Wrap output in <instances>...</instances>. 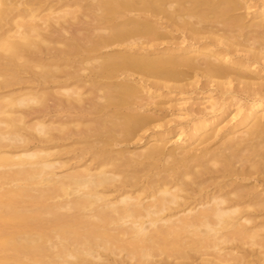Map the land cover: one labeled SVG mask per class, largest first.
Here are the masks:
<instances>
[{
  "label": "bare ground",
  "instance_id": "obj_1",
  "mask_svg": "<svg viewBox=\"0 0 264 264\" xmlns=\"http://www.w3.org/2000/svg\"><path fill=\"white\" fill-rule=\"evenodd\" d=\"M168 1L0 0V264H173L171 258L181 264L191 256L189 250L200 254L209 247L221 249L222 242L258 238L241 221L251 220L248 207L264 210L263 188L244 181L257 173L256 181L264 184V82L246 78L248 71L260 73L253 64L264 60V0L258 2L261 16L249 24L231 15L252 7L249 0ZM159 15L200 33L198 40L209 38L204 50L150 47L165 34L167 22L162 25ZM205 22L206 30L197 25ZM216 23L224 25V33ZM249 29L257 31L255 36ZM121 43L124 51H104ZM217 43L225 46L213 48ZM237 50L246 55L229 58ZM90 61L97 66L89 74L76 71ZM231 64L243 72L230 70ZM180 65L202 70L224 91V85L234 84L237 94L242 91L252 101L245 117L254 122L217 139L214 133L206 136L199 153L191 147L166 151L160 138L139 151L116 147L145 131L153 118L141 110L143 92L167 84L139 77L133 82L128 74L112 78L131 70L174 75ZM83 88L90 95L84 96ZM49 98L53 107L46 103ZM224 101L209 106L219 109ZM36 112L64 123L51 135V125L39 120L33 128L45 134L44 140L73 138L70 146L56 152L52 149L64 143L31 148L27 116ZM70 123L83 126L74 129ZM194 129L189 135L197 134L199 128ZM77 140L82 143L76 148ZM67 152L72 154L64 160L56 156ZM57 163L69 170L58 173ZM208 186L214 191L202 194ZM199 204L204 207L196 210ZM245 252L221 254L213 262L245 264Z\"/></svg>",
  "mask_w": 264,
  "mask_h": 264
},
{
  "label": "rangeland",
  "instance_id": "obj_2",
  "mask_svg": "<svg viewBox=\"0 0 264 264\" xmlns=\"http://www.w3.org/2000/svg\"><path fill=\"white\" fill-rule=\"evenodd\" d=\"M167 1L168 0H166V2ZM172 1L174 4L175 3L177 4L178 0L176 2H174L175 0H172ZM237 1L238 2L241 1L242 4L246 3V0H237ZM260 1L261 0H258V1L249 0V2H251V4H252V7L246 8L244 6L240 9H237L236 11L232 12L231 15L232 16L234 15L233 17H237V16L240 17L241 16L242 20L244 19L246 24L254 22L256 19L259 18L258 16H261V14L259 12H257V10L260 11V7L258 6ZM168 2H170V1H168ZM170 3H167V4H170ZM162 16L165 17V15H162ZM165 18L161 17V18H159V21L162 22V25L167 22L166 23L167 26L165 25V29H164V27L162 28L163 29L162 32H164L166 35L163 34L162 35L163 37H160V38L154 40L153 42L156 41V43H151L150 44L151 46L149 45L150 47H154V45H155L156 48H158V49L164 48L168 51H171L173 49L174 51L180 53L184 50L188 51L191 49L190 47H193L196 45H198V48H200V50H201V47L204 46V44H203L204 41H209V38H202V39H199L200 40L199 41L196 37H199L200 33L198 34V36H197V34H194V32H193V34H191L192 31L191 32L189 31L191 29L188 26H186L189 28V29L187 28L188 29L187 30L186 27L184 28L185 25L182 26L181 24H179V22L178 23L177 22L175 23L173 21L168 22L167 21L168 19H165ZM193 19L195 20L196 17ZM247 21L248 22L250 21V22L248 23ZM200 24L201 25H199V24H197V25L199 27L201 26L200 28L203 27L202 29H205V30H206V28L208 29V26H210L207 24V22H205L204 24L203 23H200ZM216 24H219L220 26L218 25V27L221 28L222 24H220V23H216ZM216 28H217V26H216ZM249 28H251V27H249ZM254 29H249L248 31H246V32H249V34L248 33L247 34L249 36H255L257 31H255ZM219 30H222V28ZM250 30H251V33H250ZM253 30H254V33H253ZM204 32L201 31V33H202L201 35H204V34L205 35H208V34L211 35L210 32H206V31H204ZM219 32L224 33L223 30L219 31ZM164 35H165V37H164ZM192 35L194 36V38ZM190 36L194 40L193 39L191 40ZM241 37L243 38V36H241ZM195 38L197 40H195ZM157 44H159V45H157ZM123 45H124V43L122 45L116 44L115 46L113 45L112 48L110 46V48H106V50L104 49V51L113 52L116 48H119L120 50L124 51L126 44L124 46ZM224 46L225 45H222L221 43H219V44L217 43V45L212 46V47L215 49H218V48L221 49ZM182 48H183V50H182ZM187 48H189V49H187ZM203 50L204 49H202L201 51H203ZM236 54L238 57L241 55H246V52L245 51L243 52L241 50L240 51L237 50L234 54L233 53L230 54V52H229L228 56H229V58L230 57L236 58V56H235ZM96 61H99V60H96ZM261 61L262 62H256L255 65L253 64V69L261 70L260 73L248 71L250 76L249 77L247 76L246 78H248L251 81L264 82V66H263L264 60H261ZM87 64H90L92 66L84 65V66H86L84 68L78 66L76 68L77 69L76 71L79 70L78 71L79 73H81L82 75H85L87 73L89 74L92 71L90 67H92V69H94L93 66L95 64L97 66V63H95V62L92 63V61H90V63H87ZM87 66H89V67H87ZM228 67L230 70L235 69V70L240 71V68H241V71L243 70V67H241L239 65L234 66V64L233 65L231 64V66H228ZM261 67L263 69H260ZM80 68H82V71ZM187 68L188 67L185 68L184 65L178 66V69H177L176 73H174V75H173V73H167V72L161 73V71H158V70H155V71L153 70V72H151L152 70L151 71H149V70L144 71L143 74L140 71L138 73V71L133 70L134 72H132V70H131V71H127L126 74H124L125 72L120 73V75L118 74L117 75L118 77L114 75L115 77L112 79H116V78H120V77L122 79V76H123V78H126V75L128 74L127 77H130L131 78L130 81H133V82H135L136 79L139 77V78L146 79L145 81L148 83H150V81H148L147 78L149 80H151V81L153 80L157 83L163 82V83L167 84L165 86H159V87L151 86L150 93L146 92V91H144L145 93L143 92L141 100L143 99L142 102L144 103L143 104L144 107H142V109L141 108L140 109L144 113L151 115V117H153L151 119L152 121L150 120V124L148 127H146L147 129L145 131H141V132L139 131L138 134L130 136L131 137V138L129 137L130 139L122 140L119 145H116V147H123V148L127 147L126 150L129 149V151H130L132 149V151H139V150H142L141 148L148 146L150 144L149 141L152 140L153 138L154 139L160 138L159 142L161 144L165 145L166 151H170V150L173 151L177 147L176 151H178L180 153V151L185 150V149H189L191 147L190 149L192 151L199 153L200 152L199 149L201 150V148L203 146H205V144H207V143H203L204 141H202L204 138H208L206 136H209L210 134H211L210 136H212L214 133L213 136L216 137V139H217L222 134L224 135L226 133V134L230 135L229 133H232L234 130L238 131L240 128L243 130L244 129V128H242L244 126L243 124H248V126H249L254 122V120H252V119H248V121L246 120L247 117H245V116L247 115L248 112L251 111L249 109L254 108V106L252 108L249 107V104H251L252 101L247 100L245 98L244 92L242 93V91H241V94H240V92H239V94H237L238 92L234 91L236 89L233 88L234 84H232L230 86L228 84L224 85L225 87L227 86V89H225L226 91H224L220 87L216 88V84L213 85L215 82L214 81L211 82L208 79L209 77L205 73H203L202 70H195V69L192 70L191 68H189V69H187ZM244 73H247L245 68H244ZM251 75H253L254 77ZM196 78L199 79V81L197 83H195L197 86L194 85V87H193L192 85H190V86L187 85L188 87L185 86L186 88H184V86L182 88L179 87V86L185 84L186 81H193V79L195 80ZM214 79L220 80V81L224 80L222 78H221L222 79L221 80L219 77L218 78L216 77ZM208 80H209V82H208ZM204 82H206V83L208 82L207 84H209V86L208 85L205 86ZM202 84L204 87L202 86ZM52 85H54L55 87H58L54 83H52L51 86ZM53 88H52V90H53ZM55 89H57V88H55ZM194 89H196V90H194ZM229 89H230V91H229ZM79 90L84 91V94H83L84 96H86L87 94L90 93L89 90L86 91V89H84V88L79 89ZM232 91L235 93L234 98L230 95V94H232ZM151 93H153V95H151ZM235 96H236V98H235ZM49 99L46 100V103H48V105H50V107H53L55 105V100L53 98H49ZM224 100H228L227 103H225L226 106L224 105L223 107H220L219 109L216 107L213 109L212 107L209 106V105H211V102H217V101L218 102H225ZM193 107H194V110H192ZM196 109L200 110V112H199L200 114L195 113ZM201 109H202L203 113H201L202 112ZM152 113H153V116H152ZM39 114H41V115H39ZM36 115H38V116H36ZM28 116H27L28 124L30 125V127L32 126L31 128H29V134L31 135V137H33L29 142L31 144L30 145L31 148L33 147L34 149H36V148L39 149L40 146L42 148L43 145H46V143H57V144L58 143L59 144L64 143L63 145L60 144L58 147L52 149L53 152H56L58 150V148L63 149L64 145H65V147L70 146V144L73 142L72 141L73 138L72 139H63V140H59V141H54L51 138L44 140L43 135H45V134L40 133L36 128H33V126H35V124L39 120H44L45 123L50 124L52 127L50 129L51 135L57 134L58 133L57 131L60 128V125L62 127L64 124V123H62L61 120H59V119L57 120L58 117H56V116L52 117L51 115H47L45 117L42 115V113L37 114V112L32 113V114H28ZM52 119H55L56 121L52 122L53 121ZM89 123L94 125L93 122H89ZM71 124L73 125V123H70L68 125L71 126ZM81 125L82 124H80L79 127ZM73 126H75V128ZM73 126H71V127L74 129H76V127L79 128L78 125H76V124H74ZM95 127H96V123H95ZM194 127L199 128L198 131H196L197 136L196 135L192 136L193 135L192 133L195 132ZM215 133H217V134H215ZM189 134H192V135H189ZM35 136H36V138H35ZM46 136L48 137V135H46ZM214 137L208 139L212 142V144L216 142V139H214ZM200 138H202V139H200ZM212 139H214V140H212ZM74 143H76L75 147L76 146L80 147V143H82V142L79 143V141L77 140ZM218 144H219V142H217L215 145H218ZM212 147H215V146L213 145ZM71 154H72L71 152H67L64 154L63 153L62 154H56V156H57V158L59 157L58 159L64 160L66 158H69L68 156H71ZM56 156L53 155V157L51 156V158H54V157L56 158ZM56 165L58 166V168L57 167L56 168L54 167V168L60 174H64V172L66 173L69 170V168L67 166L63 168V167H59V163H57ZM238 165H239V163H238ZM255 174H253V176L249 178L250 180L247 179L244 181L245 182L247 181L246 182V183H248L247 185L253 183L251 186L258 184V187H256V189L259 188V190H260L263 188L262 190L264 191V184L262 182L258 183V181H256V177L258 174L257 173H255ZM260 176H262V175H260ZM234 177H235V175H233V177L232 176L220 177V179L218 178L217 180H232V178H234ZM213 189H214L213 187L208 186V188H206L205 191L203 190L202 194H204V193L206 194L207 193L206 191H208V192H210V190L214 191ZM191 191L192 190H190V191L188 190V193ZM195 192L196 191H192V194L194 196H198L199 193L196 192L197 194H195ZM188 193L187 192L185 193V191H184L182 194L183 195L185 194L186 196H188ZM189 195H191V194H189ZM200 196H201V194H200ZM200 196H198V197H200ZM188 199L190 200L191 198H188ZM146 200H149V199L147 198ZM180 200H184V199L181 198ZM191 206H193V205H191ZM200 207L202 208V207H204V205L201 206L199 204L196 207V210H198L197 208L200 209ZM248 208L249 209L251 208V210H249L246 213V216H247V214H248V216L251 215L252 218L251 217L250 218H251V220L252 219L253 220L246 222L245 220L241 219V220H243L241 222L244 223L248 228L250 227L249 229L251 230V232L252 231L256 232V236L258 238H252L251 237V238H246L245 241H241V240L237 239L234 241H229V242H224V243L222 242V243H220L221 247H222L221 249H218L217 247L216 248L211 247V249L213 248L211 250L209 247L208 250H210L209 251L210 253H207L208 250L206 248L205 249L203 248V249H204V251H207V252H204L202 250L203 252L200 251V254L198 253L199 251L193 250L194 252H192L189 250V253L191 256L185 260L183 259L185 261V263L182 262L181 264H214L213 261H215L216 258H217L216 261H219L218 259H219V256L221 254L224 255L223 257H225V256L231 257L230 254H232V255L237 254L238 255V253H240V252L243 253L244 251H246L245 253L248 254L247 259H249V261L247 260L248 262L246 261L245 264H264V246H262V245H264V242H263L264 241V238H263L264 237V210H262V209L256 210L255 208H254L255 210H253L252 209L253 207H248ZM182 213L184 214L183 211H182ZM178 215H181V212H179ZM228 228H226L224 230L225 231L229 230ZM261 238H262V240H261ZM220 250H222V251H220ZM217 251L218 252L220 251V254ZM224 252H226V253L224 254ZM242 253L239 255H242ZM260 255L262 256V259H259ZM158 256L160 257V260H161L162 256L161 255H158ZM158 256L157 257L154 256V257H156L154 259L159 260ZM201 257H204V258H201ZM205 257H207V258H205ZM171 260H170V262H172L174 264V262H173L174 260L172 258H171ZM177 260L178 259H176L175 261H177ZM180 260H182V259H180ZM188 260H190V262ZM231 261L232 260H230L229 262H231ZM160 264H165V263H160Z\"/></svg>",
  "mask_w": 264,
  "mask_h": 264
}]
</instances>
